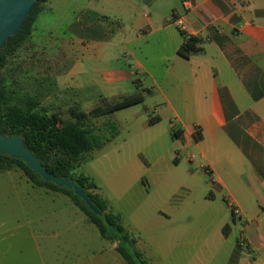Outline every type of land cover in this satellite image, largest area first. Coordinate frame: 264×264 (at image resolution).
<instances>
[{
	"label": "rangeland",
	"instance_id": "obj_1",
	"mask_svg": "<svg viewBox=\"0 0 264 264\" xmlns=\"http://www.w3.org/2000/svg\"><path fill=\"white\" fill-rule=\"evenodd\" d=\"M70 1L41 2L30 36L9 56L7 80L37 96L49 114L62 120L87 113L84 124L103 145L86 153L72 174L96 182L88 190L106 203L105 211L120 215L118 222L139 239L134 247L148 264H225L238 229L231 224L233 230L223 240L226 224L221 228L222 210L210 206L208 167L201 165L195 149L172 134L180 123L167 97L179 106L182 95L192 92L191 80L176 71L178 31L174 25L165 27L173 11L185 12L182 0H135L133 16L108 22L112 37L106 45L70 53L79 60L74 70L68 46L62 45ZM146 15L152 20L150 34ZM135 94L143 99L98 114L106 104ZM194 119L183 117L188 130ZM192 155L194 161H189ZM22 223L36 229L40 246L48 243V250H40L44 261ZM106 243L66 192L37 186L18 166L0 173L2 264L4 259L7 264H62L65 256L84 255Z\"/></svg>",
	"mask_w": 264,
	"mask_h": 264
},
{
	"label": "crops",
	"instance_id": "obj_2",
	"mask_svg": "<svg viewBox=\"0 0 264 264\" xmlns=\"http://www.w3.org/2000/svg\"><path fill=\"white\" fill-rule=\"evenodd\" d=\"M182 4L185 12L173 11L165 27L174 25L178 31L176 50L184 40L180 30L197 36L201 49L189 57L177 53L176 71L191 80L192 92L182 95L179 106L167 97L180 123L171 126L180 129L176 138L195 149L201 165L208 167L210 206L222 210L221 228L229 225L227 233L222 231L223 240L233 230L231 224L238 229L225 264H264V0H182ZM135 5V0H71L62 36L68 57L74 50L92 52L106 45L112 37L108 22L133 16ZM146 17L150 34L152 20ZM78 66V57L70 60L71 70ZM186 116L195 118L190 130L183 123ZM193 156L188 160L194 161ZM20 227H28L32 248L44 261L40 250H48V243L38 244L31 224ZM241 234L245 247L238 244ZM100 237L107 243L98 250L65 256L62 264H128L117 250V240ZM7 262L4 259L3 264Z\"/></svg>",
	"mask_w": 264,
	"mask_h": 264
},
{
	"label": "trees",
	"instance_id": "obj_3",
	"mask_svg": "<svg viewBox=\"0 0 264 264\" xmlns=\"http://www.w3.org/2000/svg\"><path fill=\"white\" fill-rule=\"evenodd\" d=\"M42 1L45 0H37L21 30L11 36L0 50V131L7 135L21 134L26 139L28 148L49 172L55 176L73 179L85 188L91 200L104 212L105 217L101 218L95 214L75 193L74 189L45 180L21 158L1 151L0 173L18 166L37 186L66 192L74 203L90 217L103 238L118 241L117 250L128 264H148L134 247L135 238L130 237L121 222H118L117 218L120 219V215L105 211L106 203L97 200L98 194L88 190V186H97L96 182L92 179L88 182L89 177L84 174L79 177H74L72 174V170L78 163L85 160L86 153L103 145L101 138L94 134L92 128L84 124V117L87 113L79 112L76 120H62L57 114H49L48 109L41 105L37 96L22 90L21 86L16 87L12 81L7 80V75L4 73L11 53L30 36L37 16L42 10L40 6ZM180 31L184 40L177 49L179 55L189 57L191 53L201 49L197 36L187 35L183 30ZM142 99V94L126 96L120 101L106 104L103 107L105 109H101L98 114L112 112L140 102ZM157 118L150 122L153 123ZM180 132L178 128L172 130L175 137ZM195 136L199 138V132ZM228 228L229 225L226 224L223 228L224 233L228 232Z\"/></svg>",
	"mask_w": 264,
	"mask_h": 264
},
{
	"label": "water",
	"instance_id": "obj_4",
	"mask_svg": "<svg viewBox=\"0 0 264 264\" xmlns=\"http://www.w3.org/2000/svg\"><path fill=\"white\" fill-rule=\"evenodd\" d=\"M36 2L37 0H0V50L11 36L21 30ZM0 151L21 158L45 180L74 189L95 214L101 218L105 217L104 212L91 200L85 188L73 179L55 176L49 172L28 148L26 139L21 134L7 135L0 131Z\"/></svg>",
	"mask_w": 264,
	"mask_h": 264
},
{
	"label": "built area",
	"instance_id": "obj_5",
	"mask_svg": "<svg viewBox=\"0 0 264 264\" xmlns=\"http://www.w3.org/2000/svg\"><path fill=\"white\" fill-rule=\"evenodd\" d=\"M234 213H235L236 215H239V212H238V210H236V209H234ZM238 244H239L240 246H244V247L247 245L246 237H245L244 234H241V235L239 236V238H238Z\"/></svg>",
	"mask_w": 264,
	"mask_h": 264
}]
</instances>
